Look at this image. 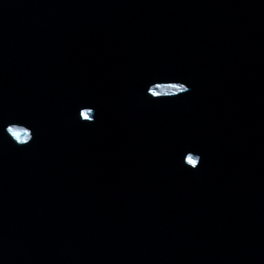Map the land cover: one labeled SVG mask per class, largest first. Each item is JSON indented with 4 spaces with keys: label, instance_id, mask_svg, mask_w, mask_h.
Instances as JSON below:
<instances>
[{
    "label": "water",
    "instance_id": "obj_1",
    "mask_svg": "<svg viewBox=\"0 0 264 264\" xmlns=\"http://www.w3.org/2000/svg\"><path fill=\"white\" fill-rule=\"evenodd\" d=\"M0 264H264V0H0Z\"/></svg>",
    "mask_w": 264,
    "mask_h": 264
},
{
    "label": "clouds",
    "instance_id": "obj_2",
    "mask_svg": "<svg viewBox=\"0 0 264 264\" xmlns=\"http://www.w3.org/2000/svg\"><path fill=\"white\" fill-rule=\"evenodd\" d=\"M158 87H160L162 91L179 92L183 88V85L168 84ZM8 132L11 133L17 141L26 142L29 139V131L25 128L9 126Z\"/></svg>",
    "mask_w": 264,
    "mask_h": 264
},
{
    "label": "snow or ice",
    "instance_id": "obj_3",
    "mask_svg": "<svg viewBox=\"0 0 264 264\" xmlns=\"http://www.w3.org/2000/svg\"><path fill=\"white\" fill-rule=\"evenodd\" d=\"M85 115H86V113H85Z\"/></svg>",
    "mask_w": 264,
    "mask_h": 264
}]
</instances>
